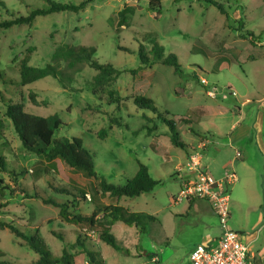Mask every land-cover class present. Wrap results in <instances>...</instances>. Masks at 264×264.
Segmentation results:
<instances>
[{
	"label": "rangeland",
	"instance_id": "rangeland-1",
	"mask_svg": "<svg viewBox=\"0 0 264 264\" xmlns=\"http://www.w3.org/2000/svg\"><path fill=\"white\" fill-rule=\"evenodd\" d=\"M2 1L7 9L0 5V19L9 18L11 12L26 15L29 9L46 4L45 0ZM161 4L162 12L156 15L147 10V0H93L79 12L37 16L30 25L0 29L3 96L23 103L26 112L57 115L61 125L55 136L80 138L93 156L97 177L87 178L25 153L10 121L2 117L5 106L0 102V118L5 124L0 154L7 170L20 174L14 182L0 165V180L12 190V194L0 193V221L11 222L25 234L37 233L55 258L75 241L80 228L61 220L57 207L38 198H25L20 189L67 201L69 210L84 214L91 213L96 203L118 204L155 218L146 224L145 233L122 221L111 226L110 233L122 251L90 232L87 245L101 253L104 264H184L190 248L211 231L209 228L220 226L215 214L199 216L187 201L171 200L189 174L184 166L186 152L171 143L164 118L175 124L181 141L189 148L193 145L190 149L198 148V136L203 132L225 142L231 134L238 135L232 148L222 153L221 162L216 160V145L202 151L201 160L207 171L218 176L224 161L234 163L237 180L229 190L227 221L232 229L245 235L256 231L264 220V0H161ZM247 31L255 37L253 42ZM148 33L155 34L164 55H176L177 71L162 62L140 64L137 50L141 43L150 49L144 39ZM60 44L94 47L99 62L121 70L107 85L111 95L92 93L91 78L96 70L87 63L77 72L69 71L63 83L51 76L20 83L19 66L25 54L30 65L43 66L52 62ZM32 92L37 94V103L30 98ZM135 95L150 98L162 117L137 107ZM234 150L242 157L235 160ZM137 160L159 180L150 192L121 198L100 191L94 194L101 179L124 184L133 177ZM35 170H41L37 179ZM53 187H64L73 194L75 188H83L85 198L78 200ZM257 236L254 247L264 250V232ZM0 252L4 254L0 260L15 264L38 258L37 252L6 227L0 228Z\"/></svg>",
	"mask_w": 264,
	"mask_h": 264
},
{
	"label": "trees",
	"instance_id": "trees-1",
	"mask_svg": "<svg viewBox=\"0 0 264 264\" xmlns=\"http://www.w3.org/2000/svg\"><path fill=\"white\" fill-rule=\"evenodd\" d=\"M93 0H80L78 2H63L58 0H45L46 4L40 8L29 9L26 15L16 14L11 12L10 17L0 19V29H8L14 25L27 24L30 25L37 16H43L51 13H58L62 11L79 12L83 10L86 5ZM213 3V2H212ZM0 5L7 9L4 1L0 0ZM219 9L222 11L220 6ZM147 10L154 12L156 15L162 12L161 0H147ZM251 42L255 40L253 34L246 32ZM144 39L148 41L151 46L147 50L144 44H140L137 50L140 64L142 66L149 65L155 62H162L171 65L177 71L179 64L176 55L170 53L164 55L163 47L158 43L155 34H145ZM126 50V48H121ZM29 55L25 54L20 62L19 77L20 83L26 85L36 80L51 76L56 78L60 83H63L66 78H69V71L77 72L80 65L87 63L90 67L96 70L95 75L91 78L90 89L93 94L109 93L107 85L114 81L121 73V70L114 67L111 63H101L95 57V48L91 46L74 45V44H60L58 45L52 56V62H48L43 66H32L29 64ZM37 94L30 93V98L34 103ZM0 102L5 106L2 117L10 121L11 127L16 134L21 148L25 153L31 152L38 156V158L46 163L61 164L67 168L81 173L83 176L96 178V171L94 169V161L92 154L84 147L82 141L78 137H56L55 133L61 125L57 115L43 117L35 115L24 110L23 103L15 102L6 99L0 90ZM134 104L143 109H147L157 117H162L153 101L143 95L133 96ZM170 130V140L175 146L183 148L186 154L189 152V146L179 139V133L176 131V126L172 121L163 119ZM188 122V120H187ZM4 122L0 118V139L4 129ZM104 133V132H103ZM138 169L133 177L127 179L124 184L108 183L105 179L97 182L94 189V194L98 191L102 195H110L116 198L121 197H135L141 193L150 192L158 183L159 180L154 179L148 167L137 160ZM0 165L3 171L10 174V178L15 182L18 173L13 170L8 171L6 161L3 155L0 154ZM45 169L43 172L45 173ZM41 170H35L33 177L36 179L40 176ZM53 185L50 184V187ZM20 189V188H19ZM53 189L60 193H70L76 199H84L86 191L83 188H75L77 193L73 194L68 189L62 187ZM9 191L12 194L10 186L2 184L0 180V193ZM25 198H38L44 204L55 206L59 209V217L67 223H71L80 228L75 241L68 244L69 247H64L62 253L58 258L53 257L50 249L46 245L44 239L37 233L25 234L11 222L0 221V228H8L17 237L21 238L25 245L38 253V258L35 261L26 264H83V260L88 264H104V259L100 252L87 245L90 232L95 233L97 240H101L117 250H123L119 246L110 233L111 226L117 221H122L128 226L136 227L139 232L145 233V226L151 221H155L152 215L143 212H133L118 204L100 205L96 203L94 210L89 214H84L77 210H69L68 202H60L55 197L45 196L33 190L32 193L26 190H19ZM83 229V232L82 230ZM61 239V235L52 231ZM78 250H74V249ZM72 250V251H70ZM0 252V256L3 257ZM0 264H15L7 259L0 260Z\"/></svg>",
	"mask_w": 264,
	"mask_h": 264
},
{
	"label": "built area",
	"instance_id": "built-area-1",
	"mask_svg": "<svg viewBox=\"0 0 264 264\" xmlns=\"http://www.w3.org/2000/svg\"><path fill=\"white\" fill-rule=\"evenodd\" d=\"M206 145L207 141L202 139L197 149H189L184 164L189 177L182 180L177 194L172 195L171 200L174 203L191 199L207 201L222 231L209 243L196 244L189 253L188 264H253L241 232L227 226L230 216L229 190L237 176L232 169L226 170L221 178L207 171L201 162V152ZM235 156H240V152L237 151Z\"/></svg>",
	"mask_w": 264,
	"mask_h": 264
},
{
	"label": "crops",
	"instance_id": "crops-1",
	"mask_svg": "<svg viewBox=\"0 0 264 264\" xmlns=\"http://www.w3.org/2000/svg\"><path fill=\"white\" fill-rule=\"evenodd\" d=\"M247 99H245L244 101H246ZM237 134L234 136V137H232V134H231V136L228 138V140H227V142H225V141H218V140H216L215 139V136L214 135H210V134H208V132H203V134L201 133V134H199V136H198V141H200L201 139H204V140H206L207 141V145H206V147L204 148V150H203V152H205V151H207L208 150V147L210 146V145H216V147H215V152L217 153V161L218 160H220V162H221V160H223V155H222V153H225L226 152V149H228V148H232V146H233V144L235 143V141H237L236 139H237ZM193 146V145H192ZM192 146H190V148H192ZM228 147V148H227ZM189 148V149H190ZM235 152H234V155H233V158L236 160V159H238V158H241L242 156H241V153H240V156H238V157H236L235 156V153L237 152V150H234ZM239 152V151H238ZM185 158H186V155H185ZM201 158H202V156H201ZM201 162H202V160H201ZM223 162V161H222ZM231 164H232V162H231ZM231 164H228L227 162H225L224 161V163H222V166H221V172H220V174H219V176L218 175H216V174H218V173H215L214 171V173L212 172V171H209L211 174H213L215 177H218V178H221V177H223V175H224V172L226 171V170H228V169H232V166H233V164H232V166H231ZM202 165L204 166V167H207L206 166V164H203V162H202ZM233 170V169H232ZM234 171V170H233ZM247 181V180H246ZM249 183H250V180H249ZM236 184L234 183V184H232L231 185V188L233 189V187L235 186ZM237 188H239V185H237L236 186V189ZM238 203H239V200L237 201ZM188 207H191V206H193L194 207V209H195V213H197L199 216H202L204 213H206V212H211V213H213V211H212V209H211V207H210V204L207 202V201H205V200H203V199H191V200H189L188 202ZM235 208V204H233L232 205V208ZM186 214H187V211H184ZM230 213H231V209H230ZM214 214V213H213ZM230 217V216H229ZM206 226H207V224H205ZM227 226L229 227V228H231L228 224H227ZM211 231H209V232H207L206 234H205V236H204V238L201 240V241H199L198 243H209L210 241H212L214 238H217L219 235H220V233H221V231H222V227L221 226H213V227H211V228H209ZM232 229V228H231ZM238 231V230H237ZM259 231H262V232H264V220L261 222V224H260V226L257 228V230L256 231H254V232H251V233H248V234H245V235H242V240H243V242L247 245V247H248V255H249V257H250V259L252 260V263L253 264H256V263H258V264H264V250H258L257 248H255L254 247V242H255V240H256V238L258 237L257 235H258V233H259ZM198 243H196V244H198ZM196 244H194L191 248H190V250H189V252L191 251V249L196 245ZM189 263V257H188V261L186 262V263H184V264H188Z\"/></svg>",
	"mask_w": 264,
	"mask_h": 264
}]
</instances>
